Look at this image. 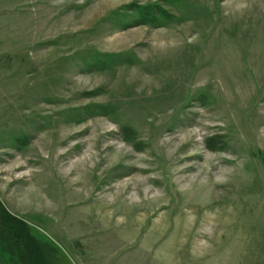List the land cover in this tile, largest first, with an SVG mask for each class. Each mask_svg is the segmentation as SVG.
Returning <instances> with one entry per match:
<instances>
[{"label":"rangeland","instance_id":"obj_1","mask_svg":"<svg viewBox=\"0 0 264 264\" xmlns=\"http://www.w3.org/2000/svg\"><path fill=\"white\" fill-rule=\"evenodd\" d=\"M0 208L45 264H264V0H0Z\"/></svg>","mask_w":264,"mask_h":264},{"label":"trees","instance_id":"obj_2","mask_svg":"<svg viewBox=\"0 0 264 264\" xmlns=\"http://www.w3.org/2000/svg\"><path fill=\"white\" fill-rule=\"evenodd\" d=\"M3 217L4 211L0 208V227L4 230L8 237L12 241H14L13 244H15V246H20L22 250L24 249L25 254L27 256V263L45 264V262L43 263V256L46 246H42L41 243H37L34 238L30 235L29 231L27 229H24V226L22 227L21 223L12 219L9 216L7 217L8 220L6 218V221H3Z\"/></svg>","mask_w":264,"mask_h":264}]
</instances>
